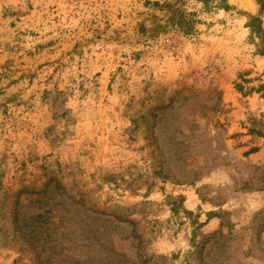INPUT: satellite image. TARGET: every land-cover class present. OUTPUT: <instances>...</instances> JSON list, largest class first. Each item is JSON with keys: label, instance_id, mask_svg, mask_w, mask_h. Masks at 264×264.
I'll list each match as a JSON object with an SVG mask.
<instances>
[{"label": "rangeland", "instance_id": "374dc122", "mask_svg": "<svg viewBox=\"0 0 264 264\" xmlns=\"http://www.w3.org/2000/svg\"><path fill=\"white\" fill-rule=\"evenodd\" d=\"M228 2L0 0V264H264V0Z\"/></svg>", "mask_w": 264, "mask_h": 264}, {"label": "trees", "instance_id": "16d2710c", "mask_svg": "<svg viewBox=\"0 0 264 264\" xmlns=\"http://www.w3.org/2000/svg\"><path fill=\"white\" fill-rule=\"evenodd\" d=\"M185 0H173V5L169 3H164L158 5L161 11L167 13V20L173 24L174 28L183 29V33L191 34L194 31V25L196 23L195 13H188L181 10L180 6ZM203 5V10L209 11L211 9L221 10L224 12H229L232 10V6L229 4L228 0H215L217 1L214 6H210L209 3L213 0H196ZM264 57V54H262ZM255 151V150H254Z\"/></svg>", "mask_w": 264, "mask_h": 264}]
</instances>
